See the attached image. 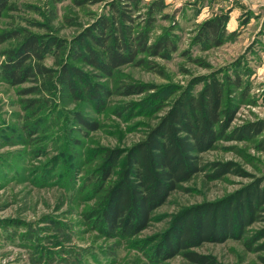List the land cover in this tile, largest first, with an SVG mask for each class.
Returning a JSON list of instances; mask_svg holds the SVG:
<instances>
[{"label": "rangeland", "instance_id": "obj_1", "mask_svg": "<svg viewBox=\"0 0 264 264\" xmlns=\"http://www.w3.org/2000/svg\"><path fill=\"white\" fill-rule=\"evenodd\" d=\"M112 1L10 0L0 17V36L11 31L18 36L0 41V65L4 51L17 46L23 34L71 40L100 15H108ZM164 1L165 9L155 14L152 38L171 35L176 51L168 58L143 54L152 62L124 65L111 77L96 78L111 90L104 107L46 92L59 103L32 108L25 99L35 94L17 91L34 82L12 86L0 76V264H197L182 253L159 257L175 217L264 177V151L256 148L257 139H222L199 154L201 171L171 192L139 234L108 237L85 216L102 196L89 181L102 163L104 149L125 148L142 139L176 95L201 76L217 71L219 77H242V88L232 84L225 98L236 110L232 128L264 118V0ZM222 13L229 15L224 42L211 47L198 42L202 23ZM44 63L54 66V57ZM133 84L153 89L125 94V87ZM202 87L200 82L193 89ZM74 112L97 121L99 128L79 123ZM229 161L244 173L210 176L214 162ZM263 225L260 221L248 227L241 239L205 241L192 249L213 255L217 264H262L258 257L264 251H248L244 239Z\"/></svg>", "mask_w": 264, "mask_h": 264}, {"label": "trees", "instance_id": "obj_2", "mask_svg": "<svg viewBox=\"0 0 264 264\" xmlns=\"http://www.w3.org/2000/svg\"><path fill=\"white\" fill-rule=\"evenodd\" d=\"M9 1L0 0V17ZM109 6L108 15H100L71 40L52 34H23L17 46L3 53L1 79L12 86L34 82L17 91L20 95L35 94L36 97L25 99L32 108L57 105L59 102L55 103L57 99L51 96L58 92L60 96L69 95L104 107L111 90L96 78L111 77L124 65L151 63L141 57L143 54L168 58L177 49L171 35L152 38L155 14L165 9L164 0L147 5L143 0H116ZM228 19L229 15L222 13L203 22L197 41L209 47L221 45ZM16 36L17 32L11 31L0 36V41ZM50 55L54 66L44 63ZM200 82L203 87L195 92L193 86ZM192 83L176 95L142 139L125 148L104 149L102 163L89 181L102 196L95 207L85 212L103 235L129 238L145 230L171 192L201 171L199 154L213 148L219 140L257 139L256 148L264 151V118L232 128L236 110L225 104V98L232 84L242 88V77H219L214 71ZM151 89L150 85L133 84L127 85L124 93L139 94ZM74 116L90 130L99 128L97 121L81 112H74ZM213 165L212 178L229 172L244 173L231 161ZM175 218L173 233L166 237L159 257L163 253L169 257L182 253L197 264H217L213 255L192 248L205 241L241 239L248 227L264 222V177H255L220 200L187 208ZM244 246L250 252L264 251V225L244 239ZM258 259L264 264V254Z\"/></svg>", "mask_w": 264, "mask_h": 264}]
</instances>
